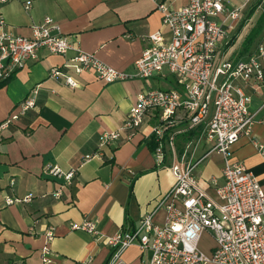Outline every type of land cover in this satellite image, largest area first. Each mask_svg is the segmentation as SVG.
<instances>
[{
  "label": "crops",
  "instance_id": "crops-1",
  "mask_svg": "<svg viewBox=\"0 0 264 264\" xmlns=\"http://www.w3.org/2000/svg\"><path fill=\"white\" fill-rule=\"evenodd\" d=\"M157 1L176 10L188 0ZM229 2L238 7L243 0ZM255 14L259 17L254 23ZM45 17L72 36L84 52L127 74L133 73L134 60L148 46L149 34L160 31L165 40L169 38L152 0L0 2V18L18 35L30 36L31 26ZM263 18L264 0L244 6L240 19L232 24L217 16L225 26L230 25L227 39L216 51L217 60L246 61L256 55L258 46H264V27L252 40L248 37ZM72 55L43 51L38 59L0 82V121L16 111L32 90L37 91L34 107L0 134V264H108L109 248L89 233L72 229V225L91 219L101 235H112L133 229L146 213L154 212L153 220L158 223L165 218L159 202L171 188L173 177L168 170L155 167L152 141L146 137L153 118H147L130 139L123 134L121 140L104 147L101 155L96 152L99 137L119 128L138 93L178 88L175 80H168L166 75L106 84L92 71L74 75L68 70L79 84L70 88L61 78L50 77L49 72ZM260 64L263 81L244 87L250 97L248 111L254 117L252 138L239 139L233 159L244 164L264 190V158L250 142L252 139L264 145V62ZM163 79L169 83L161 82ZM185 140L186 136L179 137V148ZM200 145L194 161L207 151ZM205 158L197 166V177L204 180L202 176L208 171L210 179L221 183V157L213 154L200 167ZM46 166H57L63 172L73 170L74 176L65 184L45 174ZM206 191L214 195L212 186ZM28 194L29 201L5 206L6 197ZM50 229L53 235L47 240L45 234ZM204 240L211 241L208 235ZM45 246L49 263L42 261ZM149 258V251L141 252L132 245L123 252L121 261L144 264Z\"/></svg>",
  "mask_w": 264,
  "mask_h": 264
},
{
  "label": "built area",
  "instance_id": "built-area-1",
  "mask_svg": "<svg viewBox=\"0 0 264 264\" xmlns=\"http://www.w3.org/2000/svg\"><path fill=\"white\" fill-rule=\"evenodd\" d=\"M152 1L161 13L162 26L169 30V38L165 40L160 31L149 34V44L134 60L132 74L84 52L50 17L31 26L28 37L8 29L0 18V82L38 59L43 51L58 56L73 54L49 72L50 77L61 78L70 88L79 84L68 70L74 75L92 71L106 84L171 75L178 88L138 93L119 128L99 137L96 152L101 155L104 147L121 140L123 134L130 139L147 118L154 119L146 136L153 144V161L156 168L168 170L173 177L171 188L159 202L165 210L163 222H155L154 212H150L133 229L112 235H101L91 219L72 225V229L101 240L110 250L108 264H123L121 256L132 245L141 252H150L144 264H264V190L244 164L233 159L239 139L252 138L254 117L249 114L250 97L244 87L263 81L260 62H264V46L260 44L256 55L246 61L216 58L230 26L216 17L222 15L232 24L253 0H243L238 7L230 6L229 0H188L176 10ZM36 93L32 90L16 111L0 121V134L34 107ZM180 136H186V140L179 148ZM203 141L208 149L194 161V153ZM250 142L264 158V145L252 139ZM212 153L222 159L221 183L216 178L202 180L196 175L198 164ZM44 173L65 184L74 176L73 170L63 172L57 166H46ZM13 183L11 179L10 185ZM210 186L213 196L206 191ZM30 198L31 194L23 198L9 196L5 206ZM52 235V229L45 234L47 240ZM205 235L212 241L207 250L201 246ZM48 255L45 246L44 263H49Z\"/></svg>",
  "mask_w": 264,
  "mask_h": 264
},
{
  "label": "rangeland",
  "instance_id": "rangeland-1",
  "mask_svg": "<svg viewBox=\"0 0 264 264\" xmlns=\"http://www.w3.org/2000/svg\"><path fill=\"white\" fill-rule=\"evenodd\" d=\"M258 17H259V15L255 14V16H254L253 19H252V20L254 21V23L256 22V20L258 19ZM167 76H168V80L174 79V78H173L171 75H169V74H167ZM168 80H167V79H163L161 82H163V83H165V84H168V83H169ZM160 86L163 87L162 83L160 84ZM200 147H203V148L208 149V144H205L204 141H203V142L201 143ZM199 152H201V150H200ZM212 157H213V154H209V155H207L206 158H205L206 160L202 163V165H201L200 167L204 166V164H205L206 162H208ZM209 175H210V174H208V171H206V173L203 174L202 177H203L204 180H209V179H210V176H209ZM210 245H211V241H210V240H203V241L201 242V246H202V248H203L204 250L209 249Z\"/></svg>",
  "mask_w": 264,
  "mask_h": 264
},
{
  "label": "trees",
  "instance_id": "trees-1",
  "mask_svg": "<svg viewBox=\"0 0 264 264\" xmlns=\"http://www.w3.org/2000/svg\"><path fill=\"white\" fill-rule=\"evenodd\" d=\"M263 27H264V18L254 28V30L252 31V33L248 37V40H252L262 30ZM152 148H153V144H152Z\"/></svg>",
  "mask_w": 264,
  "mask_h": 264
}]
</instances>
